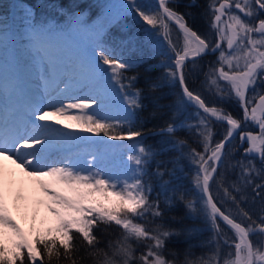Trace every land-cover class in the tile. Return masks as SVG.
I'll return each instance as SVG.
<instances>
[{
	"label": "snow or ice",
	"instance_id": "1",
	"mask_svg": "<svg viewBox=\"0 0 264 264\" xmlns=\"http://www.w3.org/2000/svg\"><path fill=\"white\" fill-rule=\"evenodd\" d=\"M195 6L196 0H155L154 4L126 0L122 9L147 27L139 32L130 29L110 44L97 32L72 75L54 80L56 94H49L47 107L43 100L36 101L32 119L22 128L13 122L0 129V161L10 160L35 182L49 214L39 226L34 218L31 228L21 227L7 206V181L0 163V264H264V0H209L202 15L211 40L188 23L192 15L188 9ZM33 36L38 50L51 61L45 30L35 29ZM145 48L150 51L136 56ZM153 54L170 61L164 79L179 83L181 102L197 113L196 123L188 127L202 151L190 149L188 157L197 166L194 183L199 200L188 199L179 188L171 189L172 196L165 193L169 207L183 203L189 214L202 213L212 227L215 244L210 243L207 255L195 259L186 251L183 261L175 252L174 259L167 260L166 242L180 230L139 222L163 216L159 196L151 198L153 188L145 179L149 160L159 153L144 146L142 132L125 129L123 121L131 123L133 110L143 106L145 91L154 92L160 82L148 77L138 88L137 76L127 72L140 64L150 72ZM204 56L214 58L207 71L200 64ZM185 68L189 74L204 75L202 91L188 86ZM77 90L84 94H75ZM205 90L211 100L202 94ZM113 92L120 99L122 118L107 114ZM233 103L238 112L224 107ZM178 123L166 122L161 128L169 137L161 151L169 144L176 146ZM216 123L225 129L219 139L213 131ZM235 137L247 146L233 161L225 148ZM136 138H141L140 143L133 145L135 154L127 159L123 154L118 157L120 145L110 143ZM85 143L88 150L81 152ZM228 170L236 174L231 183ZM165 174L160 166L152 173L161 180ZM164 186L167 189V182ZM249 204L258 206L255 213L247 210ZM113 225L120 229L119 235L101 247V237ZM134 244L141 249L139 256Z\"/></svg>",
	"mask_w": 264,
	"mask_h": 264
},
{
	"label": "trees",
	"instance_id": "2",
	"mask_svg": "<svg viewBox=\"0 0 264 264\" xmlns=\"http://www.w3.org/2000/svg\"><path fill=\"white\" fill-rule=\"evenodd\" d=\"M125 2L126 0H0V52L6 45L8 29L12 25L18 58L23 60L29 58L31 51L46 56L44 52L38 50L37 41L33 36L35 29H42L46 32L50 51L53 52L57 62L62 65H70L75 69L84 48L91 47L97 39V32H99V39L110 44L130 29L139 32L143 27H147L142 26L135 15L122 9L121 6ZM188 2L189 0H182V3ZM146 3L154 4L155 2L146 0ZM208 3L209 0H196V6L188 9L192 14L188 18V23H194L201 33L204 28H208L207 20L202 15ZM180 10L185 11L183 7ZM11 20L12 22H10ZM172 34L175 38L176 32L173 31ZM148 51L150 50L145 48L143 51L137 52L136 56H142ZM151 63L153 69L150 72L145 70L147 66L144 64L127 72L128 76H137L135 86L138 88L145 86L148 77L157 79L160 82V87L154 92L145 91L143 106L133 110L134 115L131 123L125 121L123 127L140 130L143 134L144 146L151 147L153 152L159 153L149 160L147 165L149 176H146L145 179L150 180L153 188L151 198L155 199L159 196L163 216L162 218L148 216L139 222L151 221L146 224L150 228L156 224H164L174 230H180L179 235L172 236L166 242L164 254L167 260H173L174 257L171 253L175 252L178 254V259L183 261L186 251H190L191 258L195 259L201 255H207L210 243L215 244L212 227L205 221L202 213L189 214L183 203L175 202L173 206L169 207L165 203V193L172 196L171 189L179 188L180 191L186 192L188 199L194 202L199 200L200 192L194 183L197 166L188 157L190 149L202 151V144L188 127L189 124L196 123L197 113L194 107L181 102L178 83L164 79L168 70L165 65L170 61L164 55L153 54ZM200 64L207 71L208 61L201 59ZM199 76L201 80L203 78L205 80L202 73ZM206 93L207 98L212 99L207 91ZM114 100L120 104L117 95ZM173 105H178V109ZM224 107H227L230 112L239 111L234 103L224 105ZM173 120L179 121L175 134L176 146L173 147L169 144L161 151L162 145L169 139L167 135L161 133V128L166 122ZM213 131L220 134L215 137V139H219L225 129L222 124L216 123ZM140 140L141 138L130 140V147L139 144ZM179 140L185 141V144L180 145ZM235 148V142L231 141L225 149L233 161L241 158V152ZM122 150L121 148L116 149L120 152ZM157 166L166 171L163 180L152 175ZM220 171H224V169L221 168ZM226 178L231 183L236 179V174L228 170ZM165 182H167V189L164 186ZM212 194L217 195L215 185L212 187ZM200 204L202 205V201ZM220 204L224 208H229V204H225L224 201H220ZM257 207V205L249 204L247 210L255 213ZM221 227L225 232L232 234L228 226L221 223ZM119 231L118 226L113 225L109 232L101 237L103 241L101 247H104L109 238L115 239L119 235ZM251 238L258 239L256 236ZM133 247L138 248L136 255L139 256L141 249L136 244Z\"/></svg>",
	"mask_w": 264,
	"mask_h": 264
},
{
	"label": "rangeland",
	"instance_id": "3",
	"mask_svg": "<svg viewBox=\"0 0 264 264\" xmlns=\"http://www.w3.org/2000/svg\"><path fill=\"white\" fill-rule=\"evenodd\" d=\"M141 2L146 3V0H141ZM88 48L90 47L86 46L83 51ZM5 61L0 70V115L2 112L4 115L2 119L0 117V129L13 122H16L22 128L25 123L32 119L34 102L43 100L42 106L47 107L49 94H56L53 91L55 88L54 80L67 79L74 70L70 65L62 66L58 64L54 56L51 61L49 58L43 60V58L33 56L20 69L16 67L19 73L11 66L12 64L9 65L12 62L10 56H6ZM9 68L14 73L10 72ZM60 88L63 89L64 84H60ZM75 94L83 95L84 93L76 91ZM115 96L116 94L113 92L111 98L107 101V114L122 118L124 113L120 104L114 100ZM19 101L24 102L19 103ZM9 114L12 115V118L8 120L7 116ZM36 122L40 124L46 123L39 120ZM53 126L61 127L58 125ZM81 135L87 136L88 134L81 133ZM129 141L128 139L119 142L110 141L112 144L117 143L123 149L121 152L117 151L118 157L119 154H123V158L127 159L128 156L135 154V149L133 146L130 147ZM87 150L88 145L86 143L82 144L80 151L86 152ZM0 163L4 165L5 170L7 181L5 196L9 211L25 230L32 227L34 218L36 225L39 226L43 220L49 218L46 207L41 203L45 199L43 193L39 191L35 182L21 172L10 160H2ZM18 196L22 198L18 199Z\"/></svg>",
	"mask_w": 264,
	"mask_h": 264
},
{
	"label": "flooded vegetation",
	"instance_id": "4",
	"mask_svg": "<svg viewBox=\"0 0 264 264\" xmlns=\"http://www.w3.org/2000/svg\"><path fill=\"white\" fill-rule=\"evenodd\" d=\"M205 29V31H204ZM202 30V34L207 35L208 38L211 40L213 38L212 36V32L208 29V28H204ZM202 59L206 60V61H212L214 58L212 56H204ZM184 74L188 83V86L191 87L192 89H195L196 91H202V88L204 87L203 82H204V78L201 80L200 78V72H197L195 75L189 74V70L188 68L184 69ZM203 77V76H202ZM179 86V83H178ZM202 94L207 98V93L206 91H203ZM208 99V98H207ZM211 100V99H209ZM237 138V142L238 143V137ZM238 145V144H236ZM247 145H244L243 147H246ZM242 149H240L241 151Z\"/></svg>",
	"mask_w": 264,
	"mask_h": 264
},
{
	"label": "water",
	"instance_id": "5",
	"mask_svg": "<svg viewBox=\"0 0 264 264\" xmlns=\"http://www.w3.org/2000/svg\"><path fill=\"white\" fill-rule=\"evenodd\" d=\"M153 1L155 2V0H153ZM179 87H180V89H181V86H180V85H179ZM227 145H228V144H227ZM227 145H226V146H227ZM239 146L242 147L241 142L239 143ZM210 183H211V182H210Z\"/></svg>",
	"mask_w": 264,
	"mask_h": 264
}]
</instances>
